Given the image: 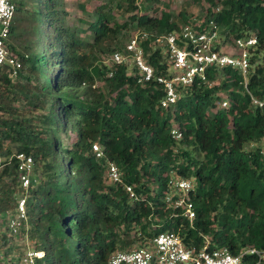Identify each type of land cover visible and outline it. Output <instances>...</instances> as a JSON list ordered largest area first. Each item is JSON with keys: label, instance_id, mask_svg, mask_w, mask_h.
<instances>
[{"label": "trees", "instance_id": "16d2710c", "mask_svg": "<svg viewBox=\"0 0 264 264\" xmlns=\"http://www.w3.org/2000/svg\"><path fill=\"white\" fill-rule=\"evenodd\" d=\"M12 1L5 44L20 68L11 77L9 66H0V213L13 208L20 192L16 153L32 158L34 181L25 192L26 230L0 237L6 257L21 253L11 245L20 237L42 252L37 264H106L113 252L146 246L167 231L196 250L225 247L238 255L264 249V105L250 103L239 72L206 68V81L176 86L174 103L162 107L161 84L139 83L132 66L106 61L119 49V33L133 23L149 33L143 56L155 75H163L167 60L153 37L191 20L183 13L181 24L166 11L138 13L136 0H101L80 29L63 22L59 0ZM202 1L207 7L192 23L196 30L211 20L219 45L230 37H256L246 88L261 98L264 0ZM116 13L126 19L118 21ZM109 162L120 173L118 182L107 177ZM171 177L193 180L190 220L163 201ZM254 261L241 255L240 264Z\"/></svg>", "mask_w": 264, "mask_h": 264}, {"label": "built area", "instance_id": "2783aa9c", "mask_svg": "<svg viewBox=\"0 0 264 264\" xmlns=\"http://www.w3.org/2000/svg\"><path fill=\"white\" fill-rule=\"evenodd\" d=\"M13 11L12 0H0V66H9L11 77H15L20 68L19 60L9 52L5 44ZM193 22L194 19L181 24L176 31L153 37L154 47H160L167 60V73L163 75H155L152 67L144 59L141 42L150 35L141 29L132 32L119 49L113 50L108 55L106 61L111 64H131L139 83L155 80L161 84L163 96L159 104L162 107L174 103L176 86L184 87L194 81H206V68L232 67L241 75V84L249 95L250 103L258 107L263 106L264 94L259 98L250 94L246 88L247 73L250 68L249 48L255 46L256 37L252 35L232 37L231 51H226L222 48L226 41L223 45H219L217 27L211 20L203 30H196ZM220 105L226 106V101H221ZM170 133L174 138L180 135L175 129ZM91 149L96 157L102 155L96 144H92ZM259 150L264 155V146ZM14 157L18 173L17 187L20 192L14 196L13 208L7 214L0 213V220L5 217L1 228L8 236H15L20 229L25 230V192L34 181L32 158L22 152L16 153ZM107 177L110 182L120 180V173L111 162L107 165ZM192 186L190 179L171 177L168 181L169 189L163 196L166 206L179 210L180 215L188 220L194 216L193 205L188 197ZM124 189L130 197H133L129 186L126 185ZM1 243L0 239V246ZM3 251L0 247V264H37L36 259L42 256L41 251L34 249H22L21 253L11 254L9 257H6ZM244 253L254 255L255 261L252 264H264V249L250 247L238 255L230 254L225 247L207 250L204 246L196 250L192 246H186L177 233L167 231L155 235L146 246L113 252L106 264H240L241 255Z\"/></svg>", "mask_w": 264, "mask_h": 264}, {"label": "rangeland", "instance_id": "374dc122", "mask_svg": "<svg viewBox=\"0 0 264 264\" xmlns=\"http://www.w3.org/2000/svg\"><path fill=\"white\" fill-rule=\"evenodd\" d=\"M100 1L101 0H59V3H61L63 11L65 13V15L63 16V22L69 26L74 25L80 29H85V21L91 20L93 18V5H97ZM28 3L30 4V2ZM80 5H82V7H80ZM136 5L138 13L145 12L147 14L158 16L161 11L169 12L171 15V19L177 22V24H181V20L179 18L180 13H183L189 20L194 19L195 21H199L205 14V9L207 7V4L202 0L198 2L194 0H159L156 3H151L149 5H147L143 0H136ZM115 16L116 19L120 22L126 19L125 16L120 13H116ZM136 29L137 28L134 26V24L130 23L126 30L119 33L116 39V44L118 48L122 46L123 42L127 39V37ZM80 35H87V32L80 33ZM231 38L232 37L225 39L226 43L225 46H223L222 48L226 51H231ZM127 65L128 69H130L131 64ZM217 95H219L220 99L222 100L225 96L222 91L217 92ZM18 105L20 106L19 103ZM72 137V133H70V138ZM259 146H264V139L261 140ZM244 149L247 150L248 146H246ZM192 181L193 180L191 179V183H193ZM26 228L27 225L25 224V230ZM2 235H4V233L3 229L0 226V237ZM11 245L17 248L14 252H21L22 249H33L28 240L20 237H13L11 240Z\"/></svg>", "mask_w": 264, "mask_h": 264}]
</instances>
